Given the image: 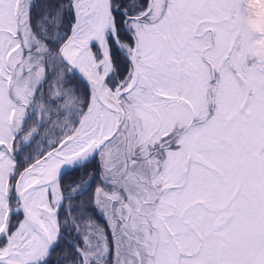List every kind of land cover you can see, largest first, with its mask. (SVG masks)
I'll return each instance as SVG.
<instances>
[{
	"label": "snow or ice",
	"instance_id": "snow-or-ice-1",
	"mask_svg": "<svg viewBox=\"0 0 264 264\" xmlns=\"http://www.w3.org/2000/svg\"><path fill=\"white\" fill-rule=\"evenodd\" d=\"M255 9L253 0H0V36L10 35L7 13L17 36L50 45L41 55L57 77L47 151L26 155L23 121L15 132L0 123V264H264ZM65 45L75 46L71 63ZM53 149L52 178L26 186Z\"/></svg>",
	"mask_w": 264,
	"mask_h": 264
},
{
	"label": "rangeland",
	"instance_id": "rangeland-1",
	"mask_svg": "<svg viewBox=\"0 0 264 264\" xmlns=\"http://www.w3.org/2000/svg\"><path fill=\"white\" fill-rule=\"evenodd\" d=\"M253 3L256 5L254 15L264 20V0H253ZM9 19L6 13L4 32L10 35L0 36V78L4 81L0 85V123L12 125L15 132L20 129L21 120L24 123V110L29 102L26 94L35 91L44 79L46 63L50 62L41 55L49 46L27 31L22 37L17 36L14 20L11 28L7 26ZM21 136L24 141L32 137L26 133Z\"/></svg>",
	"mask_w": 264,
	"mask_h": 264
},
{
	"label": "trees",
	"instance_id": "trees-1",
	"mask_svg": "<svg viewBox=\"0 0 264 264\" xmlns=\"http://www.w3.org/2000/svg\"><path fill=\"white\" fill-rule=\"evenodd\" d=\"M50 47V45H48ZM55 51V50H53ZM58 62V58H57ZM46 63V62H45ZM47 64V63H46ZM44 79L41 80L38 87L33 91L31 95L26 94V98L29 99L28 110H24L25 118L22 125L23 130L20 133L21 140L22 134H27L26 130L37 131L38 135L30 138V143L25 149V154L39 155L41 150L47 151L48 145L46 140L51 124L49 123V113L54 110L53 104L49 101L50 95L54 94V88L50 87L55 85L57 77L51 75V71H44ZM70 83H78V81H70ZM55 119L54 117L52 118ZM44 144V148H43ZM74 177H65V185L72 182Z\"/></svg>",
	"mask_w": 264,
	"mask_h": 264
},
{
	"label": "bare ground",
	"instance_id": "bare-ground-1",
	"mask_svg": "<svg viewBox=\"0 0 264 264\" xmlns=\"http://www.w3.org/2000/svg\"><path fill=\"white\" fill-rule=\"evenodd\" d=\"M63 54L65 58L70 59L72 61H75L77 59L76 54H75V46L73 45H67L63 49ZM48 162L46 163L45 160H43L38 166L37 169L38 171H34L32 175L34 177H37L38 179L31 180V181H26V186L41 180L44 182V180L51 179L53 176V168L57 164V161H55L53 158H47ZM28 176V175H27ZM26 176V177H27ZM41 195V194H37Z\"/></svg>",
	"mask_w": 264,
	"mask_h": 264
},
{
	"label": "water",
	"instance_id": "water-1",
	"mask_svg": "<svg viewBox=\"0 0 264 264\" xmlns=\"http://www.w3.org/2000/svg\"><path fill=\"white\" fill-rule=\"evenodd\" d=\"M67 45H65V46H63L62 48H61V53L63 54V49L66 47ZM67 59V58H66ZM70 63L71 62H73L72 60H70V59H67ZM55 154V150L53 149V152L47 157V158H53V155ZM44 159H40L39 161H38V163H37V166L43 161ZM58 163V162H57ZM57 165V164H56ZM55 165V166H56ZM55 168V167H54ZM54 168H53V172H54ZM34 172V171H33ZM32 172V173H33ZM31 173V174H32ZM27 175H29V173H25V176H27ZM34 183H43V181H41V180H38V181H36V182H34ZM31 185V184H30ZM30 185H28V186H30Z\"/></svg>",
	"mask_w": 264,
	"mask_h": 264
},
{
	"label": "flooded vegetation",
	"instance_id": "flooded-vegetation-1",
	"mask_svg": "<svg viewBox=\"0 0 264 264\" xmlns=\"http://www.w3.org/2000/svg\"><path fill=\"white\" fill-rule=\"evenodd\" d=\"M28 107H29L28 105L25 106L26 110H28Z\"/></svg>",
	"mask_w": 264,
	"mask_h": 264
}]
</instances>
